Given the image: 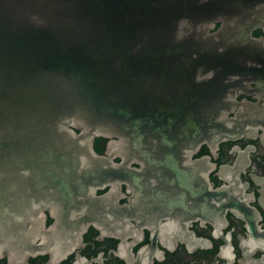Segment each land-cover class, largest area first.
<instances>
[{
  "label": "water",
  "instance_id": "water-1",
  "mask_svg": "<svg viewBox=\"0 0 264 264\" xmlns=\"http://www.w3.org/2000/svg\"><path fill=\"white\" fill-rule=\"evenodd\" d=\"M161 17L149 0H0V258L51 250L68 209L131 152L154 162L203 128L227 133L228 64L166 43ZM97 136L117 139L110 156Z\"/></svg>",
  "mask_w": 264,
  "mask_h": 264
},
{
  "label": "flooded vegetation",
  "instance_id": "flooded-vegetation-1",
  "mask_svg": "<svg viewBox=\"0 0 264 264\" xmlns=\"http://www.w3.org/2000/svg\"><path fill=\"white\" fill-rule=\"evenodd\" d=\"M149 2L160 7L166 43L190 46L197 62L228 64L227 133L203 128L164 161L131 152L126 169L68 209L51 250L0 264H264V0ZM203 100L207 109L214 97ZM116 140L97 136L94 149L110 156ZM112 159L126 160L115 151ZM55 213L51 205L47 225Z\"/></svg>",
  "mask_w": 264,
  "mask_h": 264
}]
</instances>
